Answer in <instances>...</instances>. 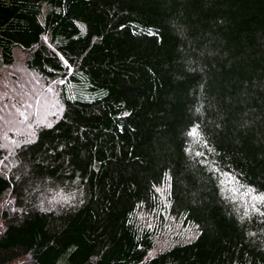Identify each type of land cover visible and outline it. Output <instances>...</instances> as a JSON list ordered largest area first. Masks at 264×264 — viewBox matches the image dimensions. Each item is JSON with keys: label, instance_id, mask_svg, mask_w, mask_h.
Returning a JSON list of instances; mask_svg holds the SVG:
<instances>
[{"label": "trees", "instance_id": "obj_1", "mask_svg": "<svg viewBox=\"0 0 264 264\" xmlns=\"http://www.w3.org/2000/svg\"><path fill=\"white\" fill-rule=\"evenodd\" d=\"M18 71L53 106L0 124V264H264V0H0Z\"/></svg>", "mask_w": 264, "mask_h": 264}, {"label": "rangeland", "instance_id": "obj_2", "mask_svg": "<svg viewBox=\"0 0 264 264\" xmlns=\"http://www.w3.org/2000/svg\"><path fill=\"white\" fill-rule=\"evenodd\" d=\"M17 74L21 82L9 83L5 79L0 80V85L7 89L3 93H0V109L3 112V115L0 114V124L10 125L16 123L19 125V131H13L21 134L26 126V121L34 119L39 114L38 110H43L47 106L52 107L53 101L50 100L49 91L48 93H44V90L40 91L41 84L39 81L34 78L30 79L21 71H18ZM35 98L36 100H34ZM14 103L17 105L20 103L29 110L27 111L29 114L26 119L21 120L16 117L17 111H19V114H22V111ZM0 131H3V135L6 134L5 130L2 129ZM225 189L227 190V188ZM155 234V244L151 250L152 252L169 245L177 239L187 240L192 238L195 230L191 225L174 220L168 217L167 214H164L158 226L156 225Z\"/></svg>", "mask_w": 264, "mask_h": 264}]
</instances>
